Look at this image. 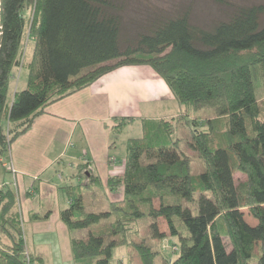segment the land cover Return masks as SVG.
Instances as JSON below:
<instances>
[{
  "label": "trees",
  "instance_id": "16d2710c",
  "mask_svg": "<svg viewBox=\"0 0 264 264\" xmlns=\"http://www.w3.org/2000/svg\"><path fill=\"white\" fill-rule=\"evenodd\" d=\"M122 7L119 0H0V160L49 105L119 67L148 66L179 105L212 108L215 119L238 117L244 129L222 132L224 144H214L210 129H192L189 146L202 165L194 174L174 137L176 119L143 121L142 136L126 143L122 172L106 180L108 189L122 188L120 204L86 212L79 186L62 188L69 203L60 221L69 232L88 231L70 238L73 262L110 264L115 247L133 246L142 264H155L159 250L129 234L147 218L152 237L164 239L162 218L179 242L177 256L163 264H264V119L254 88L259 77L264 90V4L235 8L210 27L192 23L187 10L155 17L123 39ZM20 70L26 86L12 91ZM118 121L116 131L130 119ZM77 169L82 176L84 167ZM236 172L245 177L238 184ZM88 182L100 184L92 175ZM48 217L32 213L29 221ZM103 220L110 221L107 229L90 230ZM0 264H43L26 251L10 185L0 188Z\"/></svg>",
  "mask_w": 264,
  "mask_h": 264
},
{
  "label": "crops",
  "instance_id": "0c3cea01",
  "mask_svg": "<svg viewBox=\"0 0 264 264\" xmlns=\"http://www.w3.org/2000/svg\"><path fill=\"white\" fill-rule=\"evenodd\" d=\"M180 107L166 83L145 65L119 67L46 107L30 129L14 141L0 163V188L10 185L17 194L26 251L41 258L43 264H47V253L50 264L74 263L70 251L74 232L67 230L59 213L69 203L62 188L71 186V179L78 176H61L55 170L57 162L65 159L72 169L81 165L83 173L89 171V176L99 178L102 184L123 170V165H111L113 133L133 129L136 136L141 133L143 121L177 119ZM123 118L130 121L116 131L118 120ZM6 164L12 166L14 173ZM97 185L93 182L88 187ZM32 213H49V217L29 221Z\"/></svg>",
  "mask_w": 264,
  "mask_h": 264
},
{
  "label": "rangeland",
  "instance_id": "374dc122",
  "mask_svg": "<svg viewBox=\"0 0 264 264\" xmlns=\"http://www.w3.org/2000/svg\"><path fill=\"white\" fill-rule=\"evenodd\" d=\"M123 4L122 20L123 29L121 31V38H128L135 34L137 31H142L145 29L148 20L158 17H173L178 12L188 11L190 20L192 23L210 27L218 21L226 20L231 11L235 8L251 6L255 4H264V0H119ZM135 31V32H134ZM27 72L26 70H20L18 72L16 79L13 81L11 90H22L26 86ZM254 88L255 94L258 98L261 115L260 117L264 119V90L262 86V80L259 77H254ZM180 117L175 120V133L174 137L179 139V149L183 155L190 159L192 172L194 174L202 171V165L198 158V154L193 151L189 143L192 139V129H200L216 132L213 135L214 144H224L225 141L222 132L228 130L230 127L231 132L237 133L244 129L243 123L238 117H223L215 119V113L212 108H203L198 111H193L191 108L187 110L186 106H181L179 111ZM189 122H187V121ZM212 120V124L209 128L207 123ZM192 122L196 126L192 125ZM142 128V127H141ZM135 135L133 129H125L119 133H113L112 145L115 146L113 150V155L111 156V165L116 168L119 165H123L126 156V143L128 139L138 138L142 136L141 133ZM223 136V139L220 138ZM9 151V150H8ZM8 153V152H7ZM2 163V160H0ZM122 163V164H121ZM3 164V163H2ZM12 167V166H11ZM53 170V169H52ZM55 170L61 173V176H65L67 179L72 178V174H77V168H70L69 162L65 159L57 162L55 165ZM93 170V169H92ZM114 171L113 169H111ZM58 173V175H60ZM89 173L86 171L82 176L72 178L71 186H79L77 190L80 189V193L83 196V202L86 212H100L105 211L108 207V201L111 200L112 203L120 204L123 199L121 194L122 188H117L113 192L107 190L106 181L103 180L102 184L96 187L86 186V180H88ZM245 177L236 172L234 175L235 183L238 184L242 182ZM105 181V182H104ZM66 195V194H65ZM105 195V196H104ZM185 206V204L182 202ZM154 206H158V201H154ZM195 212V211H193ZM244 220L250 224L255 225L256 221L248 213L247 209H242ZM110 224L109 220H103L100 223L91 226L90 230L93 232L103 231L108 228ZM150 221L147 218L139 219L135 222L133 230L136 233L130 232L129 238H132L135 242H141V244L149 247L152 250H159L158 257L155 264H163L164 261L174 259L178 254L179 242L177 237L168 236L166 222L160 218L157 220V226L159 232H165L166 237L160 239L157 237H152V232L150 230ZM27 228V227H26ZM88 234L87 230L74 231V236H82L85 238ZM187 235V232L184 231ZM28 236V232H27ZM176 245V247H174ZM177 248V250H176ZM258 250H256L257 254ZM46 258L47 264L51 262L50 254L47 253ZM87 262H77L73 264H92V261ZM110 264H142L141 258L139 257L133 246H119L112 250V257ZM249 264H256L255 259Z\"/></svg>",
  "mask_w": 264,
  "mask_h": 264
},
{
  "label": "built area",
  "instance_id": "2783aa9c",
  "mask_svg": "<svg viewBox=\"0 0 264 264\" xmlns=\"http://www.w3.org/2000/svg\"><path fill=\"white\" fill-rule=\"evenodd\" d=\"M6 166V168L11 172V173H14V170H13V168L11 167V165L9 164V165H5Z\"/></svg>",
  "mask_w": 264,
  "mask_h": 264
}]
</instances>
